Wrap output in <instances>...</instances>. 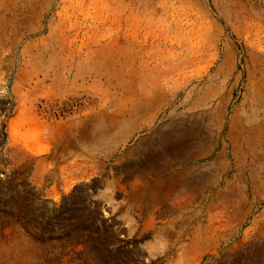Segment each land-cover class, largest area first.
<instances>
[{
	"label": "rangeland",
	"instance_id": "obj_1",
	"mask_svg": "<svg viewBox=\"0 0 264 264\" xmlns=\"http://www.w3.org/2000/svg\"><path fill=\"white\" fill-rule=\"evenodd\" d=\"M0 264H264V0H0Z\"/></svg>",
	"mask_w": 264,
	"mask_h": 264
}]
</instances>
